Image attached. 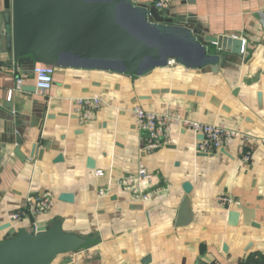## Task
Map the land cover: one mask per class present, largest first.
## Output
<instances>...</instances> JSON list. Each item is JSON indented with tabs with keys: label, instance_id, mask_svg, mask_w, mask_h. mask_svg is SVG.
I'll return each mask as SVG.
<instances>
[{
	"label": "crops",
	"instance_id": "crops-1",
	"mask_svg": "<svg viewBox=\"0 0 264 264\" xmlns=\"http://www.w3.org/2000/svg\"><path fill=\"white\" fill-rule=\"evenodd\" d=\"M155 1L126 2L120 20L150 42L164 33L169 52L178 55L174 63L135 80L90 65L57 67L52 89L40 95L17 89L21 78L22 87H35L36 66L14 68L0 0V225L30 200L34 212L11 222L0 242L7 232L59 221L88 244L52 264H264V0H173L164 12L174 23L156 36L143 25V9ZM219 36L241 39L242 53H218L207 40ZM82 97L102 101L86 123L76 104ZM6 101L13 111L3 109ZM136 107L220 123L240 136L224 151L202 156L203 135L174 128L171 142L151 151ZM59 155L63 161L55 162ZM140 167L161 183L133 198L127 183ZM186 182L194 220L177 228ZM63 193L74 201L60 200ZM222 197L236 204L225 206ZM229 211L239 214L235 224Z\"/></svg>",
	"mask_w": 264,
	"mask_h": 264
},
{
	"label": "water",
	"instance_id": "water-1",
	"mask_svg": "<svg viewBox=\"0 0 264 264\" xmlns=\"http://www.w3.org/2000/svg\"><path fill=\"white\" fill-rule=\"evenodd\" d=\"M133 1L136 0H4L7 10L4 13V34L7 46L13 53L14 68L19 64L33 67L46 64L55 68L90 65L114 70L135 80L145 72L166 66L169 60L176 59L178 55L169 52L163 35L158 34L157 41L150 42L122 24L120 7L126 2L131 7ZM143 15L144 27L153 30L155 36L161 28L174 23L173 17H167L154 5L144 7ZM181 24L192 31L191 26ZM207 41L217 46L218 53L223 50L238 55L242 53L241 39L219 36ZM21 91L34 94L36 88L21 87ZM189 94H194V91L190 90ZM212 102L219 104L216 98ZM2 107L9 111L14 108L8 101ZM16 143L18 148L23 145L20 136H17ZM224 150L221 148V151ZM34 153L35 147L32 158ZM15 154L22 161L26 160L19 149ZM201 155L208 156L207 153ZM62 161V155L55 159V162ZM88 167H95L91 158L88 159ZM184 190L186 195L179 209L177 228L187 227L194 220L190 210L192 185L186 182ZM60 200L72 203L74 196L63 193ZM238 218L237 212L229 211V224H235ZM11 227V222L0 225V232ZM87 244L86 238L64 231L59 221L51 226L37 224L36 229L31 231L23 228L17 233H6L0 242V264H52L60 255L77 252ZM149 260L150 257H147L146 261Z\"/></svg>",
	"mask_w": 264,
	"mask_h": 264
},
{
	"label": "built area",
	"instance_id": "built-area-1",
	"mask_svg": "<svg viewBox=\"0 0 264 264\" xmlns=\"http://www.w3.org/2000/svg\"><path fill=\"white\" fill-rule=\"evenodd\" d=\"M173 0H156L154 6L161 11ZM175 60H169L168 64L174 63ZM36 93L44 95L50 91L54 85L56 68L51 65L37 64L34 70ZM25 79H18L17 89L21 87ZM101 99L98 97H82L76 100L80 108V118L83 123L92 119L95 112L101 106ZM137 124L146 131L148 140L146 148L154 151L161 148L164 144L171 142V135L174 128L190 131L194 134L203 135V140L197 144V151L210 153L221 148H227L233 144L235 139L240 136L238 130H233L220 123L207 124L201 121L192 120L182 116L180 113L172 111H152L136 107L132 111ZM250 159L249 156L246 157ZM102 171H98L101 175ZM161 183L160 177L151 173L147 168L140 167L137 173L128 179L127 191L133 198L146 197L147 193L156 188ZM221 202L229 206L234 201L229 197H222ZM32 200L27 207L13 212L9 219L11 222L22 220L28 215H33ZM36 229V225L34 227Z\"/></svg>",
	"mask_w": 264,
	"mask_h": 264
},
{
	"label": "trees",
	"instance_id": "trees-1",
	"mask_svg": "<svg viewBox=\"0 0 264 264\" xmlns=\"http://www.w3.org/2000/svg\"><path fill=\"white\" fill-rule=\"evenodd\" d=\"M163 34V37L165 38V35H164V33H162Z\"/></svg>",
	"mask_w": 264,
	"mask_h": 264
},
{
	"label": "rangeland",
	"instance_id": "rangeland-1",
	"mask_svg": "<svg viewBox=\"0 0 264 264\" xmlns=\"http://www.w3.org/2000/svg\"><path fill=\"white\" fill-rule=\"evenodd\" d=\"M165 33H167V32H165ZM169 33V32H168Z\"/></svg>",
	"mask_w": 264,
	"mask_h": 264
}]
</instances>
